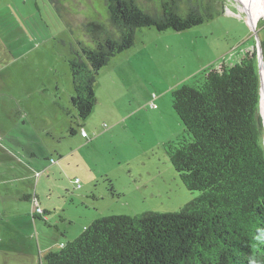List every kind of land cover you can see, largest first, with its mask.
<instances>
[{
    "label": "rangeland",
    "instance_id": "374dc122",
    "mask_svg": "<svg viewBox=\"0 0 264 264\" xmlns=\"http://www.w3.org/2000/svg\"><path fill=\"white\" fill-rule=\"evenodd\" d=\"M218 2L188 29L137 30L77 119L68 59L90 44L82 25L106 20L105 0H0V264H41L95 218L173 212L196 197L164 150L183 132L172 91L238 62L264 23V10L249 20L244 0Z\"/></svg>",
    "mask_w": 264,
    "mask_h": 264
},
{
    "label": "trees",
    "instance_id": "16d2710c",
    "mask_svg": "<svg viewBox=\"0 0 264 264\" xmlns=\"http://www.w3.org/2000/svg\"><path fill=\"white\" fill-rule=\"evenodd\" d=\"M105 6L104 22L82 25L90 44L78 42L68 59L77 119L96 104L99 70L134 45L137 30L181 31L221 11L218 0H105ZM261 29L264 65V23ZM259 89L254 47L238 62L205 67L194 82L173 90L171 105L183 132L164 150L196 197L173 212L95 218L73 240L47 249L41 264H264Z\"/></svg>",
    "mask_w": 264,
    "mask_h": 264
},
{
    "label": "bare ground",
    "instance_id": "6f19581e",
    "mask_svg": "<svg viewBox=\"0 0 264 264\" xmlns=\"http://www.w3.org/2000/svg\"><path fill=\"white\" fill-rule=\"evenodd\" d=\"M244 5L251 22H253L256 17L264 10L262 0H244ZM260 78V111L264 117V72L262 69L260 71Z\"/></svg>",
    "mask_w": 264,
    "mask_h": 264
},
{
    "label": "water",
    "instance_id": "95a60500",
    "mask_svg": "<svg viewBox=\"0 0 264 264\" xmlns=\"http://www.w3.org/2000/svg\"><path fill=\"white\" fill-rule=\"evenodd\" d=\"M256 49V53H257V60H258V71H259V75H260V71L261 69L264 72V65H263V60H262V54H261V48L259 46V43H257V45L255 46ZM260 83H261V78H260ZM259 93H260V89H259ZM259 111H260V102H259ZM261 114V113H260ZM262 115V114H261ZM262 121H263V137H262V143H263V152H264V118L262 116Z\"/></svg>",
    "mask_w": 264,
    "mask_h": 264
},
{
    "label": "crops",
    "instance_id": "0c3cea01",
    "mask_svg": "<svg viewBox=\"0 0 264 264\" xmlns=\"http://www.w3.org/2000/svg\"><path fill=\"white\" fill-rule=\"evenodd\" d=\"M124 55H126V54H123V55H121L119 57H114V58H118V59H114L115 61H114L113 64H114L115 67L118 66V63L122 60V58L124 57ZM114 66H112V67H114ZM105 79H106V81L109 82V78H105ZM110 85H111V82H110ZM94 90H95V85H94ZM83 138H86V137H83Z\"/></svg>",
    "mask_w": 264,
    "mask_h": 264
},
{
    "label": "built area",
    "instance_id": "2783aa9c",
    "mask_svg": "<svg viewBox=\"0 0 264 264\" xmlns=\"http://www.w3.org/2000/svg\"><path fill=\"white\" fill-rule=\"evenodd\" d=\"M81 134H82V136H85V133L84 132H82Z\"/></svg>",
    "mask_w": 264,
    "mask_h": 264
},
{
    "label": "flooded vegetation",
    "instance_id": "af4514ba",
    "mask_svg": "<svg viewBox=\"0 0 264 264\" xmlns=\"http://www.w3.org/2000/svg\"><path fill=\"white\" fill-rule=\"evenodd\" d=\"M41 212L44 214L45 211L44 210H41Z\"/></svg>",
    "mask_w": 264,
    "mask_h": 264
}]
</instances>
